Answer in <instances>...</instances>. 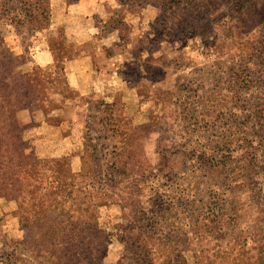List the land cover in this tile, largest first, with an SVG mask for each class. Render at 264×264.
I'll return each instance as SVG.
<instances>
[{"label": "rangeland", "instance_id": "374dc122", "mask_svg": "<svg viewBox=\"0 0 264 264\" xmlns=\"http://www.w3.org/2000/svg\"><path fill=\"white\" fill-rule=\"evenodd\" d=\"M0 264H264V0H0Z\"/></svg>", "mask_w": 264, "mask_h": 264}, {"label": "crops", "instance_id": "0c3cea01", "mask_svg": "<svg viewBox=\"0 0 264 264\" xmlns=\"http://www.w3.org/2000/svg\"><path fill=\"white\" fill-rule=\"evenodd\" d=\"M131 33H132V34H131ZM130 34H131V35H130V36H131V38H133V36H134V31H133V30H131V31H130Z\"/></svg>", "mask_w": 264, "mask_h": 264}]
</instances>
